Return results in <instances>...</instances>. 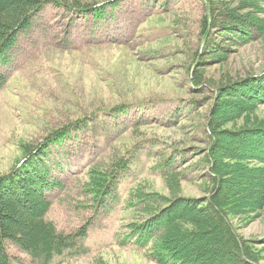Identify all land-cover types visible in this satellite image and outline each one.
I'll return each instance as SVG.
<instances>
[{"label": "rangeland", "instance_id": "obj_1", "mask_svg": "<svg viewBox=\"0 0 264 264\" xmlns=\"http://www.w3.org/2000/svg\"><path fill=\"white\" fill-rule=\"evenodd\" d=\"M46 1L10 51L11 64L1 69L7 81L0 90V174L12 171L26 149L43 144L49 133L76 124L62 145H51L50 159L60 164L53 173L62 186L50 192L48 218L66 234L89 222L87 236L74 248L88 250H68L51 264H163L149 249L124 243L127 225L143 222L173 197L209 195L212 89L262 71L264 37L231 43L225 64H214L213 41L203 50L201 0H116L104 20L72 6L110 0ZM193 67L200 82L194 83ZM257 114L264 117V105ZM170 154L175 163L167 176L162 167L151 170ZM122 157L133 160L106 206L94 208L97 193L89 181ZM232 221L264 264V207ZM6 246L13 264H37L18 246ZM181 246L189 264H210L209 254L199 258L196 246Z\"/></svg>", "mask_w": 264, "mask_h": 264}, {"label": "trees", "instance_id": "obj_2", "mask_svg": "<svg viewBox=\"0 0 264 264\" xmlns=\"http://www.w3.org/2000/svg\"><path fill=\"white\" fill-rule=\"evenodd\" d=\"M46 2L0 0V90L7 81L1 69L12 62L10 51L20 36L32 28L34 18ZM117 3L110 0L72 8L104 20L107 6L115 7ZM201 4L203 50L211 49L213 41L215 47L210 54L217 59L214 64H225L231 43L247 44L264 37V0H201ZM212 30L218 40L210 39ZM192 72L194 83L200 82L198 69L193 67ZM212 91L215 99L206 132L212 182L209 195L168 199L164 207L149 214L143 222L129 223L123 237L125 244L149 249V255L163 264H189L188 258L180 254L181 244L196 246L201 251L199 258L209 254L210 264H260L258 251L238 234L232 219L249 216L264 207V117L257 114L259 106L264 105V69L229 79ZM75 127L76 124L49 133L43 144L26 149L25 157L12 171L0 174V264H13L6 241L18 246L37 264H51L56 256L68 250L70 254L87 252L84 246L74 248L78 239L87 236L89 222L66 234L58 231L48 218L52 207L50 192L62 186L53 173V165L60 168V164L50 159L51 145H62ZM78 128H82L81 123ZM132 160L129 157L114 160L109 171L89 181L97 193L94 208L106 206ZM174 161V155L170 154L159 159L151 170L162 167L167 176ZM95 166L90 167L89 175L96 171ZM241 176L246 178L242 180ZM134 198L131 195V204ZM160 218L153 228L151 225ZM211 235L216 241L209 242ZM261 243L264 245V240ZM217 254L220 257L216 258Z\"/></svg>", "mask_w": 264, "mask_h": 264}]
</instances>
